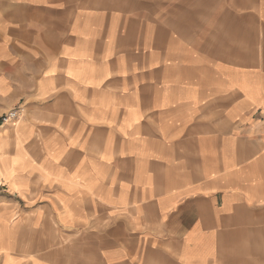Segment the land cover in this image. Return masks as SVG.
<instances>
[{
  "label": "crops",
  "instance_id": "0c3cea01",
  "mask_svg": "<svg viewBox=\"0 0 264 264\" xmlns=\"http://www.w3.org/2000/svg\"><path fill=\"white\" fill-rule=\"evenodd\" d=\"M241 8L0 0L4 217L56 248L0 264H264V0Z\"/></svg>",
  "mask_w": 264,
  "mask_h": 264
},
{
  "label": "rangeland",
  "instance_id": "374dc122",
  "mask_svg": "<svg viewBox=\"0 0 264 264\" xmlns=\"http://www.w3.org/2000/svg\"><path fill=\"white\" fill-rule=\"evenodd\" d=\"M194 1L198 3H204L206 6H212L218 2V0H194ZM253 1L254 0H241L242 14H247L246 12H244V9H246L250 3H253ZM237 36L240 39V43L242 47H246L249 45V35H236V37ZM231 38H232L231 35H225V40L230 41V43H231ZM4 96H5V89L0 88V125L1 126L3 125L1 124L2 117L3 115L6 114L5 112L8 111L5 110L6 103ZM13 109L20 110V113L22 110V108L19 106ZM6 193H8L6 191V187H0V198L4 197L3 199H0V255L7 256L8 254H12L14 256L27 257L30 256L31 253H33L34 255L45 256V257H49L50 255L56 256L55 255L56 248L49 247L48 245V239H52V238L50 236L48 239L45 238L48 236L47 235L48 233L28 230V228H25L26 225L24 224L27 222L26 220H21L22 224L14 227L13 230H10L8 226L9 221L6 217H4V214L6 215V212L8 211V206H10L11 204V202H9L8 199L9 197ZM16 207L19 206L16 205ZM19 214L20 215H18L17 217L18 222L20 221V219L24 218V215L22 214L21 211L19 212ZM17 220L14 219V221ZM29 223L30 222H28L27 225ZM41 241L46 243V247L44 248L40 247L42 246Z\"/></svg>",
  "mask_w": 264,
  "mask_h": 264
},
{
  "label": "built area",
  "instance_id": "2783aa9c",
  "mask_svg": "<svg viewBox=\"0 0 264 264\" xmlns=\"http://www.w3.org/2000/svg\"><path fill=\"white\" fill-rule=\"evenodd\" d=\"M20 117V110L18 109H12L8 111L5 115H3L1 124L5 125H13L15 124Z\"/></svg>",
  "mask_w": 264,
  "mask_h": 264
}]
</instances>
